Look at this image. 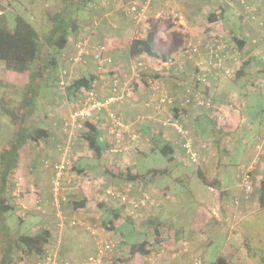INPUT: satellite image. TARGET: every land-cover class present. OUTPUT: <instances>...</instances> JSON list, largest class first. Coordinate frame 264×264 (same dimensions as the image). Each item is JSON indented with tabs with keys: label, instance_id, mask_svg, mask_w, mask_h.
<instances>
[{
	"label": "crops",
	"instance_id": "1",
	"mask_svg": "<svg viewBox=\"0 0 264 264\" xmlns=\"http://www.w3.org/2000/svg\"><path fill=\"white\" fill-rule=\"evenodd\" d=\"M243 1L252 5L254 14L256 16L254 20H245L242 18L241 2ZM91 14H93V12H91ZM211 14L216 15V18L213 21L209 19ZM95 15V17L98 18L99 24L94 28H91L90 17H78L77 20L79 29L73 35L68 37L65 47L62 49V54L66 55L67 57L71 56L74 50L73 46L76 40L75 38L79 36L83 30L88 29L91 32L90 37H88L90 39V43L93 45L104 44L106 56L112 57L113 63L105 64L103 70H98L97 64L92 60V58H88L84 62L73 65H70L66 59H59L58 66L55 69L57 71L59 67L64 66L67 71L71 72V76L74 79L81 76H89L91 78L90 83L93 85L96 94L100 98H105L111 94V83L113 77L119 78V81H129L132 74L134 73L132 69L135 65L134 62L136 60H142L146 66L147 74L144 72H139L137 75H135L134 83L132 82L134 89L131 91V97L124 99L122 102H114L111 107L121 116V119L125 123L130 124L132 131L138 132L140 134L139 140H146L148 137L150 140L149 144H147L148 147L150 146L151 148L152 146V137L158 135L160 136L161 140L166 141L172 146L174 151V161L179 162L183 155L180 146L179 135L171 125L162 124V120L165 115H161V113L155 117L151 108L146 105L147 96L150 91L148 87L149 80L154 82L156 85H162L170 94H173L174 97L177 98L175 101L176 104L174 105L177 107L186 87L191 89L192 98L194 94L199 93L209 99L212 97L211 101L215 106H217V104H221L228 108L231 107L229 110L226 109L227 111H223L225 116L226 114H231L233 116V122L231 123H228V121L226 122L225 119L222 123L218 122V115L213 116L215 109L199 107L194 105L192 102L185 105L181 112L179 111V114H177L175 109L172 110L171 108V111L176 113L177 119L190 130L191 136L196 144L202 140L204 141L203 138L206 137L207 134H209V136L212 138L219 134H221L223 138H230L228 135L233 129H239L242 127L241 125H243L242 123L245 120V113L243 110L244 105L246 104L245 98L249 92L246 90L243 91V88L245 89V83L243 82L244 80L241 81V83L239 80L242 76L246 75V72L244 71L242 75H239L240 72H238V70L241 67L240 66L232 76H221L218 78V82L214 84L209 86L202 85L195 79L196 69L194 62L198 58V55L190 57L186 52V49L188 43L197 44L201 41L203 42V39L206 38L208 34L218 33L226 37V39H229L231 42L235 41L233 40L234 36L240 40H243L241 49L238 48L235 42H233L237 51L240 53V59L242 62L243 60L249 59L252 63L254 59L258 60V58L264 57V40L260 38V27L258 25L264 19V0H158L151 4L149 9L146 11V22L143 25V29L139 30L138 32L133 26L131 19L124 16L121 12L115 10L114 4L106 8L96 10ZM147 34L150 35V45L154 54L149 55L144 53L137 58H132L130 54L131 41L135 37L144 39ZM169 57L174 60V63L177 66V71L168 69L164 65L165 58ZM251 63L247 68L251 67ZM3 65L4 64H2V61H0V70L3 69ZM7 74L8 71L5 73V75ZM2 75L3 73L0 72V76ZM51 79L53 81V86H56L57 83L54 77ZM226 79H228V81L232 80V83L236 84V87H238L241 91H233V89H230L231 92L220 91L214 93L219 89L220 84ZM245 82L246 84L248 83L247 80ZM69 83H71V81H69ZM49 85L50 84H47L46 87L48 88ZM68 88L69 86L65 89V91L60 90L61 95H64L65 98H69L68 96L74 97L75 94L69 93ZM236 93L239 94V97H237ZM58 96H60V94ZM223 97L229 98L230 101L234 99L240 100L237 101L235 106H229L228 104L224 103L225 101L221 102L220 99ZM235 103L236 102H234V104ZM48 110L50 113L45 115V117L42 118L43 120L41 119V123L48 131L47 137H45L41 141L40 146L37 147L32 146L33 144L29 145L31 143L25 144L28 150L27 155L29 154L28 157L30 159L28 164L30 168L32 167V171L30 173L28 171L26 172L28 167L27 165L24 173L19 172L20 175L24 176L21 177L22 180L25 178L26 181V185L23 183L25 190L24 192L28 191L30 193L29 197L32 196L30 199L33 202L36 199V196H38L39 199L41 198L47 201L51 197L50 183L45 182L46 176L49 178L51 177V169L47 168V166L52 160L56 161L59 158L57 144L67 139V136L61 129V120L64 118V116L66 117L68 112H66L62 107H55V113L51 112L50 108ZM97 118L101 120L102 117L98 116ZM212 118H214L215 121H211ZM208 120L211 122V125L208 123ZM97 123L100 142L101 144H105L106 141H109V139L103 127L100 126L99 122ZM248 123L253 125L250 121H248L245 126L249 127L250 125ZM255 123L258 124L260 134L264 135V109L261 112L260 118H256ZM72 139H74L75 144L84 142L82 137H73ZM208 142L211 143V141ZM144 143L145 145H143L142 141L139 148L136 146V143L132 144L128 139H126V144L130 146V149L127 151V153L110 156L105 154L106 156H101L100 159H94L91 154H89L90 158L87 159V161L95 160L101 163L102 166L100 169L106 175V167L108 168L106 170L110 172H117L119 170H123L121 167L125 165L124 163H129L130 161L134 162L137 160L142 149H146V142L144 141ZM30 147L32 148L31 152ZM136 148H138L139 151ZM22 150L23 148H21L19 158L21 157L22 153L24 154ZM76 151L73 152V160L74 168L77 172L82 171L81 169L84 167H93V165L90 166V162H87L88 164H84V162H81V160L79 161L81 157L77 156L78 153ZM132 151L134 152L132 153ZM206 151L208 150L201 151L204 166L207 161L212 160V153L209 155V153L206 154ZM213 155H215V152ZM262 156L263 155L259 152H253L252 157H250L248 161L249 163H247V165L252 163L257 164ZM172 167H174V164L171 167L169 166V171L167 173L160 176L171 174ZM128 168H130V166H128ZM131 168L132 170H135L134 166H131ZM109 178L110 180L115 179L111 175H109ZM161 178L162 177L158 179ZM105 185L102 186L104 187ZM163 185L165 189L160 191H157L159 189L155 187V192L159 199L157 201V206L161 205L163 201H166V198L169 196L167 191L169 190L170 185H168V183H164ZM207 187L209 189L214 188L213 186ZM89 189L91 188L85 186L83 187V190L78 189V191H74V193L70 192L68 195L69 202L62 203L61 207L65 212L79 218L81 217L82 221H80L81 219L79 220V218L76 219L80 223L82 222L83 225L86 226L89 231H91L92 227L86 225V222L92 220L91 210L93 206L91 205L89 198L85 197V194ZM220 191L222 194L227 196L226 190L220 189ZM235 197L238 198V203H234L233 200ZM235 197L229 198L227 196L225 201L222 202V209L224 208L225 214H229L234 220H243L247 215H249L247 210L253 206V204L250 206L251 201L244 197L243 194ZM192 204L196 206V209H199V212L195 215L196 217H194L195 219L194 222H192L189 235H183L182 237L179 236L183 230L181 226L164 225L160 228L167 230L165 238H169V242L175 241V243L180 245L183 244V242L187 243L188 241L192 251L189 254H185L182 251L177 255L171 254V257H166V262H164L162 258L159 260V254H156L153 257H151L150 254L148 257L150 261L149 264H172L175 262V264H187L191 260V254L196 255L201 251V249L204 250L203 247H206L205 241H207L208 238H213V236L216 234L217 227L214 228V226L218 223L216 222L213 226L207 224V217L205 219L203 216L204 211H206L204 203L194 201ZM157 206L155 209L158 208ZM50 208L53 209V206L51 205ZM97 213L98 212L95 213L96 216L101 219V214L99 215ZM214 219H216L215 221H220L218 215H215ZM43 220L48 221L50 225L53 223V220L51 219L47 220V218H44ZM156 220L158 222L161 221L158 218H156ZM197 223L200 226H197ZM174 229L177 231H172ZM56 232L57 231L54 230L51 235L55 236ZM107 233L110 232L107 231ZM171 235L173 238H171ZM161 236H163L162 230ZM67 237L71 238L64 237L60 238L61 240L58 239V243L60 245V254L63 258L73 254L78 255L81 250L84 251V248L86 249L87 247L89 250H93L94 248L93 239H89V242L88 239L84 237L82 232H78L76 230L71 232L70 235H67ZM227 238H231V236L229 235ZM56 239L57 238H54L52 240ZM199 246L202 247L199 248ZM205 254L206 253L204 251V257ZM207 263L211 264V261ZM216 263L217 262H215V264Z\"/></svg>",
	"mask_w": 264,
	"mask_h": 264
},
{
	"label": "rangeland",
	"instance_id": "2",
	"mask_svg": "<svg viewBox=\"0 0 264 264\" xmlns=\"http://www.w3.org/2000/svg\"><path fill=\"white\" fill-rule=\"evenodd\" d=\"M77 1L78 0H0V10L2 11V14L0 15V23L6 25L9 29H12L15 25V17L17 15H21L27 22H30L35 27L39 35L42 37L44 36V32L50 29L55 21H65L69 18L78 19L79 16L83 18L90 17V5L85 4L82 7H79ZM61 11H63L64 14L60 17V15L58 16V14ZM263 59L264 57L258 58V60L254 59V61L251 63V67L245 69L246 75L242 76L239 80L240 83L244 80L243 82L245 83V89L243 88V91L246 90L249 92V94H247V97L245 98L246 104L244 105L243 109L245 113V120L242 124L245 126V124L250 121L253 125H250L248 123L250 125L249 127H244L243 125H241V128L233 129L232 132L228 135L230 136V138H223L221 134H216L217 136L215 135L216 137L214 138L207 134V136L204 137L205 139L203 138L204 141H211V143L204 142L202 150H207L208 148L206 154L209 153L210 155L212 153V160L206 162L204 166V172L205 174H208L207 176L209 180L217 178L219 180L218 185L215 184L213 185L214 188L209 189L201 182V179L199 178L193 166H183L177 162V164L172 167L171 174L165 176L157 175L153 178L154 180L152 179L149 181H145V184H147L145 191L154 199V204L148 206L147 208L141 209L139 212L131 216H128L130 214L126 213L124 210L121 211L118 220L114 223L116 229H113L110 233H107V230L104 229V226L100 222V218L97 217L95 213L98 212L97 214H101V217L103 216L102 218H108V214H103L102 206H100L96 200H93V198L90 200L91 205L93 206L91 210L92 220L86 222V225L92 227V230L95 232V234H98L100 238L111 239L114 242H119V239H123L126 242L123 246V249L120 248L119 250V248L117 247V249H115L112 253L108 254L105 264L109 260L115 258V255H126L128 251V245L130 243L141 241L143 239H147L149 242L148 244L150 248V256L153 257L154 255L159 254V260L162 258L164 262H166V257H171V254L177 255L179 249L185 254H189L192 251L189 242L187 241V244L183 242V244L180 245L178 243H175V241L169 242V238H165L167 230L163 228L161 230L163 232L164 240L162 243H156L154 241V229L151 224L150 226L148 225V219L150 216H153L160 219L162 222H165L167 226H181L183 230L181 234H179V236H187L189 235L192 222H194V217H196L195 215L199 212V209H196V206L192 204L194 203V201L204 203L206 211H204L203 216L205 219L207 217L206 220L208 225L210 224L211 226H213L216 222L218 224L214 226V228L217 227V232L215 231L216 234L213 236V238H208L207 241H205L206 247H203L204 250L201 249V251L196 255L191 254V260L195 256H198L202 257L204 264H208L207 262L209 261H211V264H215V262H217V259L221 257L225 260L224 264H264V206L260 207V201L258 197L259 181L263 178L262 174L264 165L261 164V162L263 161V157H261L259 163L256 164L254 171L253 191L251 192V198L248 199L251 201H249L250 206L252 204L253 206H251L247 210L249 215H247L243 220L238 219L237 221L234 220L229 214H225V209H222V202L225 201L227 196L229 198H233L242 194V189L239 185V169L240 167H244L247 165L250 157H252L255 144L263 139V135L259 132L258 124L255 123L256 118H260L261 112L264 109ZM2 64L4 63L2 62ZM4 66L5 64L3 65V69L0 70L3 75L7 72V68L6 66ZM246 80L248 81L247 84L245 82ZM66 81H68V79H66ZM20 84L23 85L24 83ZM40 84L41 86L44 84L43 80ZM46 84L50 85L48 86V88L42 87L39 90L40 96L38 98L36 97L35 99L36 101L34 106V114H37V118L39 116L38 112L42 109L40 106H45L48 109L50 108L51 112L55 113L56 110H54V108L62 106L65 102L64 98H62L63 96H58L59 94H61L62 90L60 89V87H58V85H56L57 87L53 86L51 75L48 76ZM159 86L163 87L162 85ZM14 88L15 85H13L12 83L7 87L1 86L0 83L1 149L4 145H6L7 141H9L15 135L14 123L11 121L10 115L2 110L4 106H7L6 108L16 110L11 105L14 106L18 104L20 95L16 93V90ZM163 89L165 88L163 87ZM230 89H233V91H241L238 87H236V84L232 83V80L228 81V79H226L223 83L220 84L219 89L214 93L220 91L231 92ZM171 95L174 97L173 94ZM236 95L237 97H239V94L236 93ZM97 97L99 99H102L98 95ZM174 98L176 101L177 98ZM210 98V100H212V97ZM72 100L67 101L65 108H63L68 113L76 111V109L80 106L79 101ZM220 100L221 102L225 101L224 103L228 104L229 106H235L237 104V101H239L240 99H234L230 101L229 98L223 97ZM234 102L236 103L234 104ZM217 107L219 108V110H221L219 112L221 118L218 120V122L222 123L224 119L226 122L228 121V123L233 122V116L231 114H226L225 116L223 113V111L225 112L227 111L226 109L229 110L231 107L228 108L225 107V105L221 104H217ZM61 122H63V118ZM77 135H79V132L74 138H76ZM142 141L143 145H145L144 141L146 142V149H142L137 160H135L134 162L130 161L129 163H124L125 165H123L122 167L119 166L121 167V169L125 170L128 168V166H130V168L131 166H134L136 171L146 173L147 170H150L152 168L162 169L166 165H170V167L173 165L168 162V160L160 153V151L155 149V143L153 141L151 148L150 146H147L150 141L148 137L146 140H139L136 143V146L139 147ZM74 146V152L77 150V156L81 157L79 161L81 160V162H84V164H88L90 162V166L93 165V167H84L83 169H81L82 171L85 170L82 172V174L88 175L92 179L99 181L101 186L110 184L119 188L125 187L127 192L135 198H137L141 194L140 186H142V184L132 183L130 185L126 182L120 183L116 179L110 180L109 175H106L101 171V163L95 160L87 161V159H89L90 157L89 153L87 152V146L84 142L74 144ZM30 149L31 152L32 148L30 147ZM136 149L139 151L138 148ZM22 152H24V154L22 153L20 157L21 159H18L19 163L15 169L16 174L18 170L24 173L26 166H29L28 163L30 159L28 157L29 154L27 155V146L23 148ZM133 152L134 151H132V153ZM214 152L215 155H213ZM53 162L54 160L48 163L47 168L51 169ZM160 177L162 178L158 179ZM9 179L11 183L8 185V191H11L13 182L12 176L9 177ZM45 182L50 183V178L46 176ZM23 183L24 185H26L25 178L23 180ZM164 183H168V185H170V188L167 191V194L169 196L168 198H166V201H163L161 205L157 206V201L159 199L156 195L155 187L159 189L157 191L163 190L165 189L163 185ZM220 189L226 190L227 196L222 194ZM29 195L30 193L28 191L22 193L19 192V197H21L25 203H29V205H32L33 201L30 199L32 198V196L29 197ZM5 197L7 198V202H9L10 205H16V203H13V197L16 198V195L11 196L10 193L6 192ZM107 202L108 204H110L112 209L119 206V204L115 203L114 201ZM50 206V204H44V212L29 210L26 213L24 219H22L16 213L18 209L15 211L8 210L3 214H0V256L3 250H11L10 243L19 234H33L39 229L49 230V242L52 246H54L53 248H57L58 246L59 251L60 245L58 243V239L64 237L71 238L67 237V235H70L73 231L77 230L78 232H82L84 237L87 238L88 241L89 239H93L94 233L91 232L92 230L89 231L82 222V224L80 223L77 226L69 227L67 225L66 227L60 229L56 223L54 208L52 209L50 208ZM156 206L158 208L155 209ZM61 210L63 214L69 218H79L65 212L62 207ZM215 215L219 216L220 221H215ZM44 218H47V220H53V223H51L50 225L48 221L43 220ZM79 220L82 221V218L80 217ZM197 226L200 225L197 223ZM54 230L57 231L55 236L51 235ZM172 231L177 230L174 229ZM3 234L7 237V240L5 239L6 241L2 242L4 238H1V235ZM229 235L231 236V238H227V236ZM54 238L57 239L52 240ZM171 238H173L172 235ZM200 247L202 246H199V248ZM121 251L123 252L122 254L119 253ZM204 251L206 253L205 257L203 255ZM92 252L93 250H89L87 247L86 249L84 248V251L81 250L78 255L73 254L64 258L80 262ZM10 254L11 264H19L20 262L26 264L33 261L36 257L35 253H23L20 248L14 249V247L12 248V252H10ZM191 260L187 264H191ZM148 262H150L149 259Z\"/></svg>",
	"mask_w": 264,
	"mask_h": 264
},
{
	"label": "trees",
	"instance_id": "3",
	"mask_svg": "<svg viewBox=\"0 0 264 264\" xmlns=\"http://www.w3.org/2000/svg\"><path fill=\"white\" fill-rule=\"evenodd\" d=\"M244 2V1H243ZM241 2L242 3V9H241V16L245 20H249L250 18H247L245 13H244V4L248 5L253 8L251 4H248L246 2ZM77 4L79 7H82L85 4H88V0H78ZM89 5V4H88ZM102 9V8H100ZM98 10V9H97ZM254 10V9H253ZM90 13V18H91V28L96 27L97 25H94L93 23V17L95 16V11L91 9ZM63 11L59 12L58 16L60 17L63 15ZM216 18L215 14H211V17L209 18L211 21H213ZM98 19V18H97ZM251 20V19H250ZM79 29L78 26V20L77 18H69L68 20L65 21H55L53 23V26L46 30L44 32V36H40L38 31L35 29V27L30 23L27 22L21 15H17L15 17V25L12 29H9L6 25L0 23V61H2L8 71L7 75H2L0 76V83L1 86L7 87L11 83L15 85V90L16 93L20 95V99L17 105H11L14 109H9L6 108L7 106H4L2 110L4 112H7L10 117L11 121L14 123V131L15 135L12 137L9 141H7L6 145L0 148V214L8 211V210H17L16 213L24 219L26 216V213L22 214L19 211L18 208V203H17V197L14 198V202L16 205H10L9 202H7L6 192L10 193L11 196H14L13 192L15 183L19 181L20 184V189L21 193L24 192V185H23V180L21 177L23 175H20V171H17V174L15 172L16 166H18V159H19V154L21 151V148L25 147V144L31 143L29 145L32 146H40L41 141L47 137L48 131L47 129L43 126L41 123L42 116L45 117V115L49 114V110L45 106H40L42 109L38 112V118L37 114L35 115L34 109H35V99L36 97L38 98L39 95V90L43 87H46L47 83V78L48 76L51 75V78L54 77L56 80V83L59 81V74L65 70L64 73V78L68 79L67 85L69 86L68 90L69 93L75 94L74 97L68 96L69 98H65L63 95L62 98L64 100L69 101V100H75V101H80L81 99V92L80 89H90L93 87L90 83V77L89 76H81L78 78H73L71 76V72L67 71L66 68L59 67L56 71V67L58 66V61L59 59H66L68 60L69 64H71L69 57L66 55L62 54V49L65 47L68 37L73 35L75 32H77ZM90 30L86 29L83 30L79 36H77L75 39V42L77 40H80L82 38H88L90 37ZM264 40V38H261ZM90 40V39H89ZM233 42L238 46V48L241 49L243 45V40L238 39L237 37H233ZM74 42V46H75ZM104 46V44H98ZM73 46V53L75 52V47ZM105 48V46H104ZM106 49L103 51V56L104 57H110L106 56L105 53ZM72 53V54H73ZM149 54L153 55L152 47L150 45V35L147 34L144 39H140L138 37L133 38V40L130 43V54L132 58H137L141 54ZM71 54V55H72ZM89 57L92 56H85V60H87ZM112 58V57H110ZM166 59H171L174 61L172 58H165ZM113 63V59H112ZM110 63V64H112ZM251 63L249 59L243 60L241 67L239 68L238 72L239 75H242V73L245 71V69L248 67V65ZM56 71V72H55ZM141 72H146V67L144 70ZM234 77V76H233ZM114 78V77H113ZM43 80V85L41 86V81ZM71 81V83H69ZM19 83V84H18ZM20 83H24L21 85ZM58 85V84H57ZM64 86L60 88L62 91H65V89L68 86ZM59 87V86H58ZM3 91V89H2ZM60 96H62L60 94ZM72 100V101H73ZM66 103L64 102L62 108H65ZM18 106V107H17ZM17 107V108H16ZM59 107V108H60ZM175 109L177 111V114L181 112L183 108H179L177 106H173L172 110ZM180 111V112H179ZM171 114L173 117H176V113L172 112L170 109ZM45 113V114H44ZM215 116V115H213ZM212 116V117H213ZM64 120L61 122L62 130L64 132ZM215 121L214 118L211 119V121ZM208 123L211 125V122ZM64 134L67 136V134L64 132ZM78 137H82L83 141L86 143L87 146V152L89 150V154L94 159H100L101 156L105 157L110 155H118L111 153L109 151L111 147V142L106 141L105 144H101L100 142V137H99V131H98V123L95 120H86L84 122V129L79 132ZM205 139V138H204ZM66 141V140H64ZM64 141L59 142L58 144H63ZM152 141L155 143V149L160 151V153L165 156V158L170 162L171 164L173 163L174 165L177 164L176 161H174V151L172 146L167 143L164 140H161L160 136L156 135L152 137ZM259 141V140H258ZM205 143H208V141H200L196 144L194 141V144L198 147V152L200 155L199 162L197 164H191L183 149L182 150V157L180 158V163L183 166H193L196 173L198 174L199 178L201 179V182L205 186H213L215 184H219V180L217 178H214L213 180H209L208 176L204 172V162L201 156V151H202V146ZM259 143L262 144V148L260 151L256 149V146L259 145ZM57 144V145H58ZM74 144L75 141L72 140V154H71V163H72V170L77 172L76 169L74 168V160H73V152H74ZM208 150V149H207ZM256 153H260L264 155V135L263 139L260 140V142H257L254 147V151ZM263 161L261 164L264 165V156ZM249 163V162H247ZM259 163V162H258ZM250 165H253L252 169V175H253V183L250 191H246L243 186H242V176H241V169H243V166L240 167L239 169V180H240V187L242 189V194L244 197L247 199L251 198V192L253 191V186H254V171L256 164L252 163ZM169 166L166 165L162 169H156L152 168L150 170H147L146 173H142L136 170H132V168H127L125 170H119L117 172H110L105 168V171L107 174L111 175L113 178L117 179V181L121 182H129V183H140L142 186H140L141 191H145L147 184H145V181L152 180L155 176L157 175H163L169 171ZM248 166V165H246ZM31 172L32 167L30 166L27 167L26 172ZM83 171H79L78 173H82ZM13 178L12 182V189L11 191H8V185L11 183L9 177ZM263 178L259 181V186H258V197L260 201V207L264 206V169H263ZM18 177L20 178L18 180ZM151 177V178H149ZM154 180V179H153ZM87 198V197H86ZM21 201L25 203L22 198L20 197ZM36 201L40 202L42 205L45 204V201L43 199H39L38 196H36ZM34 200V201H35ZM91 200V199H89ZM97 203L102 206L103 209V214H108V218H102L100 219L101 224L104 226V229L107 230L108 232H112V230L116 229L114 226L115 221L118 220L120 216V212L124 210V205H119L116 208H111L110 204H108L107 201L101 200ZM84 201V199H83ZM234 203H238V198H234ZM85 202V201H84ZM83 202V203H84ZM112 202V201H111ZM27 204V203H26ZM29 205V203H28ZM33 205V204H32ZM29 205V206H32ZM32 210L33 209H29ZM102 214V215H103ZM128 215V214H127ZM126 215V216H127ZM131 216V215H128ZM72 218V217H71ZM149 223L153 226L154 229V241L156 243H162L164 240V237L161 236V227L166 225L165 222L162 221H157L155 217L150 216L148 219ZM4 235V234H3ZM1 235V238H4L3 241H6L7 237L4 235ZM49 236L50 232L47 229H39L35 233L30 234H19L17 237H15L11 244V250H3L2 254L0 256V264H11V254L12 248H20L23 253H35L36 256H40L43 253L44 246L49 242ZM6 239V240H5ZM126 242L123 239H119V242H115L116 249L117 247L123 249V246ZM147 239H143L141 241L137 242H132L128 245V251L126 255H115V258L109 260L106 264H149L148 262V257L150 255V248L148 244ZM94 245V243H93ZM179 252L180 249H179ZM178 252V253H179ZM119 253H123L122 251ZM225 260L224 258H218L216 264H224Z\"/></svg>",
	"mask_w": 264,
	"mask_h": 264
},
{
	"label": "built area",
	"instance_id": "4",
	"mask_svg": "<svg viewBox=\"0 0 264 264\" xmlns=\"http://www.w3.org/2000/svg\"><path fill=\"white\" fill-rule=\"evenodd\" d=\"M156 1L158 0H88V4L93 11L114 4L115 10L131 19L133 26L138 32L143 29V25L146 22V11L151 4ZM244 10L247 18L251 20L255 19L256 16L253 8L251 9L250 6L244 4ZM1 14L2 11L0 10V15ZM95 16L93 17V23L97 25L98 19ZM258 25L260 27V38H264V19ZM74 47L75 52L69 58L71 65L84 62V57L87 55L92 56L91 58L96 62L99 70H103L105 64L112 63V58L103 56L104 46L91 44L89 38L77 40ZM186 52L190 57L198 55V58L194 62L196 69L195 79L198 83L205 86L218 82V78L221 76H232L242 64L240 53L237 51L235 44L218 33L208 34V36L203 39V42L201 41L197 44L188 43ZM134 63L135 65L132 68L134 73L129 81H119V78L114 77L111 83V94L105 98L99 99L94 87L90 89L81 88L80 106L76 111L69 112L65 117L64 132L67 134V139L63 144L57 145L59 158L53 162L51 167V197L48 201H45V204L53 206L56 223L60 229L67 225L71 227L80 224L77 219L69 218L63 214L61 204L69 202L68 195L70 192L74 193V191H78V189L83 190L85 186L91 188L85 194V197L89 199L94 198L99 201H114L119 205H124V211L130 215L136 214L141 209L154 204V199L146 191H141V194L135 198L127 192L125 187L119 188L110 184L103 187L100 185L99 181L92 179L90 176L73 171L71 163L72 138L84 129V122L86 120L92 119L100 123V126L103 127L111 142V147L109 149L111 153L125 154L130 149V146L126 144V139L132 144L139 141V134L132 131L130 124L125 123L121 119V116L111 107L114 102H122L124 99L131 97V91L134 89V85H132V82L134 83V76L146 67L142 60H136ZM164 65L168 69L177 71V66L171 59H166ZM64 73L65 70L59 74L58 86L60 88L66 86L68 82L64 78ZM148 87L150 91L147 96L146 105L151 108L155 117L161 113V115H165L162 124L171 125L173 127L180 137V146L188 161L191 164H197L200 158L199 150L194 144L190 130L184 126L177 117H173L170 112V109L175 105V98L169 94L166 89H163L158 84L156 85L151 80H149ZM182 95L178 103L179 108H183L185 105L192 102L199 107L215 109L213 115H218V118H221L219 115V108L215 106L209 98L199 93L194 94L192 98L191 89L188 87L184 89ZM98 116L102 117L101 120L97 118ZM261 148L262 144L259 143L256 149L260 151ZM252 169L253 165L244 166L243 169H241L242 186L246 191H250L252 187ZM19 179L18 177V180ZM20 184L19 181L15 183V191L13 192V194L17 196L19 211L24 214L32 208L37 212H44L43 205L36 200L33 202L32 206L21 201L19 197V192H21ZM91 232L94 233L93 252L88 254L80 262L63 258L60 255L58 246L57 248H53L54 246L48 242L44 246L42 255L36 256L33 261L26 264H105L108 254L116 249L115 242L111 239L100 238L93 230ZM19 264L24 263L20 262ZM191 264H204V261L202 257L195 256L191 260Z\"/></svg>",
	"mask_w": 264,
	"mask_h": 264
}]
</instances>
